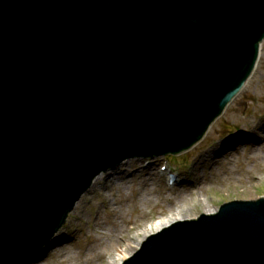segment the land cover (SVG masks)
Returning <instances> with one entry per match:
<instances>
[{
  "label": "water",
  "instance_id": "95a60500",
  "mask_svg": "<svg viewBox=\"0 0 264 264\" xmlns=\"http://www.w3.org/2000/svg\"><path fill=\"white\" fill-rule=\"evenodd\" d=\"M263 41L264 0H0V264H30L102 172L203 140ZM199 219L125 264H264V198Z\"/></svg>",
  "mask_w": 264,
  "mask_h": 264
},
{
  "label": "rangeland",
  "instance_id": "374dc122",
  "mask_svg": "<svg viewBox=\"0 0 264 264\" xmlns=\"http://www.w3.org/2000/svg\"><path fill=\"white\" fill-rule=\"evenodd\" d=\"M261 49V58L250 83L213 124L202 142L183 155L172 156L169 162L168 155L131 159L103 173L70 214L53 245L31 264H53L65 258L71 259L69 264H77L79 256L87 251L91 258L94 252L90 247L95 243L97 225L108 233L101 237V249L107 253V264H111L125 246L123 241L128 239L130 243L131 238L139 239L141 230L147 229L158 214L165 218L181 214L185 217L181 221L199 220L203 214H217L225 203L252 202L264 197V43ZM173 173L179 176V184L170 185ZM133 198L153 200L154 205L147 208L151 214L136 225L125 227V232L118 235L119 208L131 205ZM138 207L141 204L125 220L135 217ZM158 208L160 210H156ZM113 222L117 227H113ZM164 230L151 233L136 253L149 237ZM83 264L104 263L92 260Z\"/></svg>",
  "mask_w": 264,
  "mask_h": 264
},
{
  "label": "bare ground",
  "instance_id": "6f19581e",
  "mask_svg": "<svg viewBox=\"0 0 264 264\" xmlns=\"http://www.w3.org/2000/svg\"><path fill=\"white\" fill-rule=\"evenodd\" d=\"M121 185L123 183H120ZM128 199H131L132 196L128 195L127 196ZM131 205H128L127 207L124 205H121V207L119 208V215L121 218V224L119 226V228L116 230V233L118 235H122L123 232H125V227H129V225H136V223L138 221L144 220L145 218L148 217L149 213L147 211H145V209L148 208V206L154 205L153 200L149 199V198H133V200L130 201ZM139 204H141V207H139V213L133 217L130 216V219L125 220V218L127 216H129L130 214L133 213V211L135 210V207ZM143 207V208H142ZM145 207V208H144ZM126 208L129 209V211H126ZM142 208V209H141ZM185 219L184 216H182L181 214H173L171 217L169 218H165L163 217L162 219H157V221H155L153 223V225L150 227H148L147 229H142L140 234H139V239H132L129 243V240L126 239L123 242H125V246L121 247V250L119 251V255L118 258H113L111 261V264H121L124 261H126L128 258H130L134 253H136V251L138 250V246L141 245V243L144 241V239H146L151 233L153 232H158L161 229L164 228H168L169 225H171L172 223L176 222V221H181ZM113 227H117V224L115 222ZM103 229V227H102ZM99 225H97L95 227V233H94V237H95V243L90 247V251L94 252L92 257L90 258L87 255V252L85 254H83L82 256H79L78 260H77V264H83L85 261H92V260H97L98 263H104L107 264V253L106 251L102 250L101 247L103 246V243L101 241V237L107 236L105 234L108 233H104ZM117 235V237H118ZM142 235V236H141ZM112 237V236H111ZM134 241V244L133 242ZM94 242V241H93ZM84 257V258H83ZM106 261V263H105ZM69 262H71L70 258H65V259H61L59 261H56L53 264H69Z\"/></svg>",
  "mask_w": 264,
  "mask_h": 264
}]
</instances>
